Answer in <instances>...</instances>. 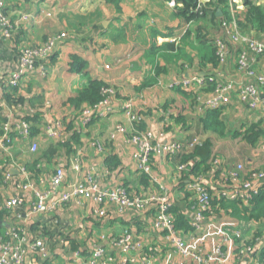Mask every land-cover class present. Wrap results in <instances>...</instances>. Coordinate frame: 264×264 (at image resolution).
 <instances>
[{
    "label": "crops",
    "instance_id": "obj_1",
    "mask_svg": "<svg viewBox=\"0 0 264 264\" xmlns=\"http://www.w3.org/2000/svg\"><path fill=\"white\" fill-rule=\"evenodd\" d=\"M244 1L235 0L243 25ZM4 3L16 33L11 42L0 46V70L12 71L24 47H38L63 32L68 38L42 70L28 74L18 90L0 93V129L8 117L15 116L26 117L33 130L29 139L14 134L10 153L0 149V238L16 225L5 208L9 199L23 198V213L33 206L32 193L20 190L21 170L28 172L36 188L47 191L52 175L62 167L66 181L60 193L85 184L92 174L102 189L123 186L132 196L165 200L190 250L206 256L222 246L223 256L211 264L264 260V214L252 218L232 201H220L219 195L222 189H239L231 175L238 166H242V180L252 170H264V113L251 111L234 93L231 104L220 110L217 121L223 126L215 131L210 128L208 111L196 99L203 92L174 86L182 80L215 77L221 82L234 81L240 91L250 82L237 71L241 46H233L227 64L219 66L211 44L224 35L223 24L230 17L228 0L215 20L208 16L190 24L176 15L174 0ZM254 32L257 40L264 41V34ZM254 66L263 72L264 60ZM90 81L116 90L111 98L114 113L84 128L81 114L87 105L78 107L71 100ZM126 101L142 116L134 129L150 130L154 135L158 147L151 159L155 180L138 170V148L130 141L133 127L123 112ZM57 122L61 135L52 138L50 132ZM120 125L126 133L116 132ZM252 127L259 132L253 144L247 138ZM171 143L181 146L174 156L166 152ZM76 164L79 172L73 170ZM181 164L188 167L180 173ZM7 175L11 180L5 182ZM199 179L212 195V204L199 228L193 229L196 198L188 186ZM158 205L155 202L143 212L109 205L106 216L98 217L102 207L82 199L58 210L54 217L36 216L23 226L32 234H45L50 245L52 261L38 260V264H88L98 247H106L115 258H128L129 264H195L180 256L158 228ZM180 220L185 226H179ZM126 233L132 235L131 249L123 253L115 240Z\"/></svg>",
    "mask_w": 264,
    "mask_h": 264
},
{
    "label": "built area",
    "instance_id": "obj_2",
    "mask_svg": "<svg viewBox=\"0 0 264 264\" xmlns=\"http://www.w3.org/2000/svg\"><path fill=\"white\" fill-rule=\"evenodd\" d=\"M208 1L198 0L199 8H202ZM249 1L256 5L264 3V0ZM228 2L230 17L223 24V28L225 29L224 35L214 38L211 44L216 52L220 66L227 64L233 46H241V51L237 57V71L239 74L249 78L250 82L245 84L240 91L237 90L234 81L221 82L215 77L182 80L176 82L174 86L184 89L196 87V90L200 94L203 92L196 99L205 111L223 110L231 104L234 93H238L240 101L245 103L251 111L261 110L264 113V99L260 97V94L264 93V71L261 72L254 66L256 62L264 60V41L256 39L254 30L248 31L240 26L238 5L235 0H228ZM4 7V0H0V44L11 42L15 38L16 33L15 25L5 13ZM67 38L68 35L66 33H61L50 36L38 47L22 48L14 69L9 72L0 70V93H10L18 90L28 74L37 69H43L44 64L56 54L58 46L63 44ZM209 88H212L211 92L208 91ZM115 95L116 90L114 88H106L103 91L104 97L100 103L93 107L84 108L81 114V125L87 128L96 118L113 114L114 108L111 104V98ZM123 112L133 127L132 132H130V141L138 148V170L155 180L151 159L157 152L158 147L154 143V135L150 130L140 131L134 129V126L141 123L142 116L134 113L131 101H126L123 104ZM60 132L61 124L57 122L55 127L51 129L50 137L58 138L61 135ZM116 132L124 134L127 132V129L125 126L120 125L117 127ZM14 134L23 139L32 137V125L26 117L17 119L15 116H10L1 125L0 149L8 153L11 152ZM94 145L99 147L98 143H94ZM180 149L181 146L176 143L166 146V152L173 156ZM32 151H35L34 147ZM187 167L186 164L179 165L178 172L185 171ZM73 170L74 172H79L80 165L76 164ZM241 170L242 166H238V170L231 174L233 182L239 184V189L234 191L222 189L219 193L220 201L240 202L247 206L259 194L260 188L264 186V170H252L249 172L247 179L243 180L240 177ZM21 172L24 177L20 184V190L30 191L34 202L31 209L24 213L25 200L23 198L14 197L6 202L5 208L11 212L10 214L15 219L16 225L11 227L6 237L0 238V264H38V260L45 262L52 261L51 248L45 234H32L23 225L36 216L54 217L58 210L66 208L71 202H79L82 199L93 200L97 205L102 207L98 208V217L106 216L109 205L116 206L122 210L129 209L143 212L153 203L159 202L156 216L157 226L165 239L171 243L180 256L193 259L195 264H211L215 257L223 256L222 246H218L213 253L206 256L190 250L181 231L177 228L176 220L170 213V207L165 200L154 196H132L129 190L123 186L113 189H102L92 174L87 176L85 184H75L70 187L69 191L60 193V189L66 181V171L62 167H58L52 175L51 189L41 191L31 182L29 174L25 169H22ZM10 180L11 177L9 175L4 178L5 182ZM199 181L200 179L195 180V182L188 186V190L196 198V218L191 223L193 229L199 228L200 223L204 220L205 214L210 210L212 204V195ZM55 224H57V221H55ZM238 237H240L239 234ZM131 241L132 235L130 233H126L120 239L115 240L123 253L129 252ZM224 241L227 242V240ZM129 263L130 260L128 258L121 257L118 259L109 255L106 247L96 248L92 252L88 262V264ZM144 264L150 263L146 261ZM255 264H264V260L262 262L258 261Z\"/></svg>",
    "mask_w": 264,
    "mask_h": 264
},
{
    "label": "trees",
    "instance_id": "obj_3",
    "mask_svg": "<svg viewBox=\"0 0 264 264\" xmlns=\"http://www.w3.org/2000/svg\"><path fill=\"white\" fill-rule=\"evenodd\" d=\"M224 3L225 0H209L202 8H199L198 0H174L176 15L184 19L189 24L202 20L208 16H211V18L215 20L217 12L224 9ZM244 5L246 7V23L244 25L242 23L240 24V26L245 30H254L264 34V3L261 5H256L249 0H245ZM1 45L3 44H0V46ZM214 54L216 57L217 65L220 66V62L216 56L215 50ZM108 87L109 86L102 82L90 81V83L82 91L79 92L78 97L71 100V102H74L78 107L82 104H86V107H93L103 100V91ZM208 91L211 92L212 88H209ZM208 115L211 121L210 128L216 131V129L223 126L222 124H220V122L217 121L218 117L220 116V110L208 111ZM250 131L252 132V135L247 138L253 144L255 143L259 132L256 131L255 127H252ZM199 152L200 153L198 155H200L203 159V153L201 151ZM205 161L206 160H203V162ZM144 175L149 176L147 174ZM223 201L228 202V200ZM232 203L236 204L239 207L241 206L240 208H244L245 212L251 213L252 218H259L262 214H264V186L260 188L259 194L251 201L250 205L246 206L241 204L240 202ZM178 223L180 227L185 226L182 220H180Z\"/></svg>",
    "mask_w": 264,
    "mask_h": 264
},
{
    "label": "water",
    "instance_id": "obj_4",
    "mask_svg": "<svg viewBox=\"0 0 264 264\" xmlns=\"http://www.w3.org/2000/svg\"><path fill=\"white\" fill-rule=\"evenodd\" d=\"M218 13H220V12H218ZM260 97H261L262 99H264V93L260 94Z\"/></svg>",
    "mask_w": 264,
    "mask_h": 264
},
{
    "label": "rangeland",
    "instance_id": "obj_5",
    "mask_svg": "<svg viewBox=\"0 0 264 264\" xmlns=\"http://www.w3.org/2000/svg\"><path fill=\"white\" fill-rule=\"evenodd\" d=\"M63 33H65V32H63ZM59 34H61V33H59ZM59 34H55V35H59ZM67 34V33H66ZM68 35V34H67ZM54 36V35H53ZM49 38V37H48Z\"/></svg>",
    "mask_w": 264,
    "mask_h": 264
}]
</instances>
